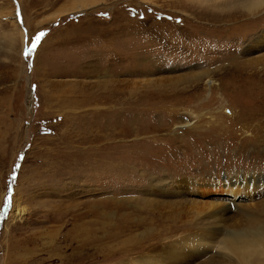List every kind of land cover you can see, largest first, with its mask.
Instances as JSON below:
<instances>
[{
  "label": "rangeland",
  "instance_id": "obj_1",
  "mask_svg": "<svg viewBox=\"0 0 264 264\" xmlns=\"http://www.w3.org/2000/svg\"><path fill=\"white\" fill-rule=\"evenodd\" d=\"M227 1L0 0V264L264 226V5Z\"/></svg>",
  "mask_w": 264,
  "mask_h": 264
},
{
  "label": "bare ground",
  "instance_id": "obj_2",
  "mask_svg": "<svg viewBox=\"0 0 264 264\" xmlns=\"http://www.w3.org/2000/svg\"><path fill=\"white\" fill-rule=\"evenodd\" d=\"M96 1L98 0H80L83 4L78 6V9L83 5L90 6ZM263 5L264 0H230L223 3L225 8L239 7L245 10L244 14L253 16ZM220 6L214 5V8L218 9ZM6 34L4 39L8 42L10 38L11 40L16 38L11 33ZM11 40L10 42L13 43ZM261 178L263 176L258 181ZM256 180L251 178L247 183L254 185ZM236 182L237 180H233L230 183L235 184ZM219 211L220 209L217 208L214 214L219 215ZM223 234L225 235L220 238L219 236ZM174 243L155 247L158 251L152 256L153 261L149 263L160 264L158 261L163 260L164 264H264V226L249 231H226L223 227L216 225L207 228L206 231L202 229L197 236H185Z\"/></svg>",
  "mask_w": 264,
  "mask_h": 264
},
{
  "label": "snow or ice",
  "instance_id": "obj_3",
  "mask_svg": "<svg viewBox=\"0 0 264 264\" xmlns=\"http://www.w3.org/2000/svg\"><path fill=\"white\" fill-rule=\"evenodd\" d=\"M44 34L43 33H41V36H43ZM39 39V38H38ZM33 47H35V45L33 46Z\"/></svg>",
  "mask_w": 264,
  "mask_h": 264
}]
</instances>
